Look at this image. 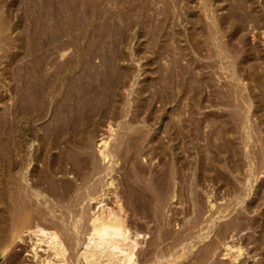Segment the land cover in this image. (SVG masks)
Wrapping results in <instances>:
<instances>
[{"label":"bare ground","instance_id":"1","mask_svg":"<svg viewBox=\"0 0 264 264\" xmlns=\"http://www.w3.org/2000/svg\"><path fill=\"white\" fill-rule=\"evenodd\" d=\"M188 1L189 0H182V3H183L182 7H184V12H182V15L187 13L186 11H189L186 9L188 7L187 5ZM215 1H219L221 2V4H218L217 2L216 5H213V8H210L211 2L208 1L207 4L204 2L200 3L204 11L203 16H201L200 14L197 15L195 13H192V14L190 13L188 15H194L193 16L194 18L190 19L191 21H187V19H185L184 17L183 19H180L181 22L183 20H186V23L190 22L189 27L191 28V31H188V29L190 28L185 26V29L183 30V33L181 34V36L184 37L182 41L185 42V47L182 46V49L180 48L179 50L180 53L178 52L180 54V57L185 59L186 62L185 63L179 62V64H182V65H178V69L174 70L175 73L172 72L173 68L171 69L168 67L169 68L168 71L170 74L169 75L170 80H174V81L176 80L175 84H177L176 87L174 85V87L177 88L176 93L174 92V95H171L172 98L170 97L168 98V99L174 100L177 104V107L175 110L176 112L175 116L177 115L176 116L177 119L175 118L176 119L175 121L168 120L166 123H164V129L162 130L160 129L162 132V135L157 134L155 137L149 136L150 142L152 144L151 146L149 145L150 147L148 145H145V146H148V149L150 151L152 150L151 153L153 151L154 152L156 151L159 155H161V157H163L164 159V161L162 162L164 163L170 162L169 166H171L170 169L169 167L167 168L169 169L167 171L170 172V174L168 173L167 176L169 175L171 176L170 177L171 180L169 182H166L167 180L165 181V179L162 181L160 180L157 181L158 175H156V173L154 172L152 173V171L149 173H146V176L148 175L147 178H150V180H152L154 191H156L155 192L156 195L155 197H153V199H156V196H157V201L159 200L163 202L164 199L166 200V198L167 199L169 198L168 200L170 199L172 200L173 198L177 196H180V198L184 196V199L185 201L188 202L189 204L188 206L191 210L189 212H192L194 214L192 219L190 218L191 220L188 223V225H186L187 220H185L184 229L186 231L188 230L187 233L186 231L183 230L186 234H182V235L178 234L172 237L173 239L171 242H173V245L170 247V249H166V251H164L162 247L164 245L161 246V243L164 242L163 238L164 236H166L165 233L164 235H162V233L164 232L163 230H166V229H162L160 225V222L163 221L161 220L162 218L161 215H164V214H161L162 209H163V206L161 205L162 202L158 201L160 204H158L157 202V204H155L154 207L150 206L149 201H152V200L149 199L150 193H148V191H151V190H147V186L145 185L138 184L139 183L138 181L133 182V179L135 178L133 177V170L136 166L135 161L133 162L131 161L132 163H131L130 168L128 169L125 168L127 163L130 161L129 160L130 158L134 160L133 158L134 156L132 157V155H130V157H128L129 155L127 156V154L129 153H127L126 155L125 154L123 155V152H127V151L129 152L130 150L125 151L126 149L124 148L125 149L124 150L121 147H126V146L128 147L129 144L124 146V144H127L124 141L133 143V140L138 137L136 136V133L138 134V132L140 133V131L136 132L137 131L136 130L135 131L136 133L133 136L132 134L133 130H132V133H130L131 130L130 131L128 130L129 132L127 131V137L125 136V133H123L124 135L122 134V136L126 137V138L123 137L124 139H121L122 136L118 135L117 133V136L120 137L121 139L119 140V138H115V134H116L115 128L110 124V121L107 119V121L109 122L106 124V134L103 132L100 134V138L98 139V149H97V153H98L97 159H99L100 162H102L105 165H101L100 167L99 165H97V162H96L97 166L95 165L96 166L95 167L93 164V166L95 167V176L99 175V177L101 176L103 180L102 181L100 179H99L100 181L95 180L96 183L91 184V180H93V178L90 177L89 179L86 180L88 176L86 173V176H82V178L83 177L85 178L84 181L85 180L86 181L82 183L81 186L76 185L75 189L77 190L78 196H76L74 201L70 203L69 202L65 203V201L72 189L73 183L71 184V179L74 177L73 176L74 173L73 175H71V172L69 169L70 167H68L67 165L69 160L68 161L66 160L65 152L63 151V149L58 148V153L55 155L53 154V156L51 155L52 158L49 159L46 157L47 148H44V155L42 154V152L33 153L32 156L28 158L29 160L28 162H27V158L23 154L24 153L23 151H25L23 150L24 137H26L27 135L26 132L28 130L27 125H25V123L30 122V121H36L33 115H31V119L29 120L28 116H24V114H27L28 112L33 113V114L34 112H36L38 114V112H41L40 116L41 115L44 116L50 113L49 116L51 117L50 124L53 130L52 133L55 137V140L56 139L59 140L62 137V133L64 129L65 128L67 129V127H69V124L67 122L62 121L64 120L63 118L65 119L67 118L68 122L75 121L76 123L78 121V118H77L78 109L79 108L83 109V106H85L86 108L87 104L91 103L92 101L94 102L97 99H100V96L102 95L104 97L105 94H102V87L104 86L106 88L107 87L111 88V90H113V93L116 92V94H118L117 88L119 87L120 88L122 87L123 89L128 88L126 89V91L128 92L127 95H129L133 91L134 85L135 84L138 85L140 84V82H142L141 80L139 83L137 82L138 81L137 75L139 74L135 75L133 77L132 83L130 82L129 84V77H131L132 75L130 74L131 70L130 71L123 70L120 72H117V71L115 72V71L107 70V65H106L105 71L102 72L100 71V69H98V67H93V69H89L87 66L84 67L82 63H80L81 61L79 62L78 59L74 60L72 64L71 60L68 58L69 53L66 51V48H67L66 44L68 43L67 42L68 40L66 39H58L59 40L58 43H55L56 40L53 42L51 41H46L42 43L40 42L41 43L40 46L42 48H44L45 46L47 47L44 50V52H41V53L39 52L40 54H33L34 52L26 53L22 51L21 52L14 51V52H9L8 54L5 53L3 55H0L1 59L2 57H4V60L0 61V64H2V66H0V86L6 92L5 93L6 106H5V111H4L5 117H4L3 127H2V142H3V147H4V154L2 157V167H1V173H0V259L4 256L5 251L7 249L8 242L10 241L8 240V237H5V236L3 237L2 232H3L4 227L2 224L5 223V221L8 218L15 219V218H20V217L27 215V217H30V219L32 220L29 221L27 225L21 229V233L28 234L29 239L31 241L29 249H31L34 257L38 254V249L41 248L42 245H44L43 250L49 252L48 253L49 256L47 255V257L45 259L43 258V260L40 257L42 260L40 261L46 262L47 264H66L67 262H70V264H167L169 262L172 263V261H176V259H178L179 257H182V260H185L184 262L186 264H189V262L191 263L192 260L199 264L200 262L204 263L206 260L208 261L210 260L208 264H245V261H246L244 260L245 254L248 256L247 253L249 252V251L246 252V250L248 249L246 248V246L249 247L248 246L249 243L252 244L251 247L253 250L251 251H256V253L253 252V254L259 255V258L256 261V263L252 261L253 264H264V134L259 135V132H260L259 130H258L259 132H257V129L259 127L260 129L262 128L260 124L262 123L261 121L259 125L257 124L259 126L258 127L256 125L257 121L254 120L255 123H252L251 120H249V117H250L249 113L251 112L252 104L250 100H248L250 96L249 97L246 96L248 92L246 93V95H244L243 94L244 92L242 93L243 88L241 86H237V85H240L241 82H243L242 75L244 73L245 75L246 74L248 75V76L246 75L248 79V77H250L249 72H252L253 70H255V67L259 66V64L260 65L263 64V62L260 63V61H257L258 65L256 66V60H255V59L259 60L260 58L261 60L263 59L262 55L264 57V54L261 55L260 53L262 50H260L259 52L258 48L255 45L250 46L251 44L249 43L250 47L247 46L248 48L246 49H244L245 48L244 47L242 48L244 49V51L242 50L240 52L238 50L239 48H237V43H240L241 46H244L246 44L247 39H245V36L242 33V30H244L245 26L250 24V22H256L254 24H261V26L264 24V9H260V10L257 9L256 8L257 6H255L254 4L255 3L254 0H215ZM261 2H263V7H264V0H262ZM192 3H194L193 0H192ZM217 6L222 7L224 11L222 12L218 11L219 13H215L214 12L216 10L215 7ZM197 8L198 7L196 6V9ZM63 12L59 10L57 14H54V9L52 10V14H54V17H56L55 19L56 21L59 22L66 18V14H65L66 11L64 13ZM136 12L134 11V13ZM15 15H17V13ZM170 24L172 25L171 22ZM66 25L63 24V26H66ZM254 27L255 26L251 24L252 30ZM72 28H73V25H72ZM170 28L172 29L171 26ZM257 29L259 30V28ZM8 32H9V29H8ZM253 32H256V31H253ZM262 32L264 34V27H263ZM257 33H260V32H257ZM65 34H68V33L65 32ZM247 34L248 33L246 32V35ZM88 35L91 36L90 33ZM169 36H171V34ZM202 36H205L202 38L204 40L201 39ZM257 38L258 37H256V39ZM102 41L100 43L104 44V42ZM83 42L84 40L82 38V40H79V42L76 43V46H78V48L81 47ZM22 45H23L22 43L17 45L16 46L17 49L22 47ZM94 45L92 46V48L94 47ZM8 47H10V45L7 46V49ZM4 48L6 49L5 46ZM92 48L90 49L92 50ZM97 49L99 50L100 48H97ZM188 49H189V52H186ZM56 50L59 51V54L56 57L57 61L59 60L58 62L55 61V58H52L53 56L49 57V55H47L46 53L48 52L49 54H51ZM86 50L87 49H85V51ZM202 50L205 51V53L203 52L202 54L201 52ZM164 52L166 53L167 51H164ZM164 52L162 51L161 54H163ZM263 52H264V49H263ZM174 54H175V51H174ZM194 54L197 55V57L194 56ZM70 55H73V54H70ZM198 55H204L202 56V58L203 60L205 59L207 61L200 60L198 58ZM96 56L100 57V54L96 53ZM130 56H132L131 58H133L135 56V53H131ZM84 57H85V54H84ZM217 57L219 59L218 64L220 65L217 66L215 69V67L212 66L214 64L213 63L214 61L212 62L211 60L209 61L208 59H211V58L216 59ZM141 58L142 56L136 55V58L134 57L133 60L137 63ZM143 58L150 59L151 57L143 56ZM162 58L164 57L162 56ZM165 58L168 59L166 56ZM228 58H230V60H228ZM101 59H102V56H101ZM114 59L117 60L118 57L115 56ZM106 60L107 59L104 60L105 61L104 63H106ZM87 61H84L83 63L87 62L88 64H91V65L95 63V62L93 63L94 60L92 61V63H90L89 59ZM200 61H202V63H200ZM54 62H56V64L59 66V70L55 72L54 71L47 72L46 70L50 66H52ZM112 62L113 61H111V63ZM152 62H154V60ZM172 62H173V59H172ZM215 62L217 63V61ZM242 62H244V65L246 67L244 65L239 66V64H241ZM137 66H138L137 67L138 69H141V65L139 63L137 64ZM174 66H176L175 63H174ZM205 66L206 68L213 67L215 69L213 73L215 72L217 73L218 72L217 68L220 67V72L218 73H221V74L216 75V76H219L218 78L216 76L215 77L216 79L220 78L223 81H220L219 79L220 84H218V82L212 84L211 80L214 81L212 79V75H207L206 69H205L206 72L203 71ZM159 67L161 68V66ZM213 68L211 69V71L214 70ZM167 69L165 68V70ZM144 71L145 70H143V74H144ZM156 71L158 72V70ZM101 74L104 75L105 80L99 77L97 79V76H100ZM165 74L166 73H164V75ZM164 75H161V76H164ZM174 76L177 78H175ZM251 76H252V80L250 79V81H253L255 84L259 81H263L262 78L260 79V77H263L264 75L259 77L255 73L254 74L252 73ZM215 77L213 78L215 79ZM216 79L214 82H216ZM160 81H161V78H160ZM162 81H164V79ZM157 83H160V82H157ZM161 84H158V85H161ZM164 84L167 85V83L165 82ZM164 84H162V86L160 87H163ZM258 84H261V83H258ZM253 86L256 87L257 85L255 84ZM148 88H149V85H148ZM138 89H139V92H138L139 95L143 94V92L145 91L143 86ZM150 89H153V88L150 87ZM44 90L45 91L48 90L49 92L47 94L48 95V105H47L48 107L46 111L44 110V107L42 106L41 101H40L41 99L45 98ZM111 90H109V92H111ZM166 90L167 89L163 90L162 93H164V91L166 93L168 91ZM135 92H136V88H135ZM157 92L159 93V90ZM158 93L152 92V95L150 93V97L148 99L151 98L150 100H153L156 94ZM162 93L161 95L156 96L157 101H159L160 103L159 105L160 107H158L157 109V112L159 113L157 116H161L163 114V107L166 104L165 96ZM256 94L258 95V96L255 95L258 97L257 103L259 102V105L260 103L261 105H264V98L261 97V95L264 96V93H261V95L259 93H256ZM254 97H253V100H254ZM129 98L131 99V97ZM136 98L137 97L135 98L133 97V100ZM142 98L143 99L141 100L142 103H140V107L139 108L137 107L138 109H136L137 112H140L141 114L144 113V115L142 116V118L144 119L141 122L143 124L141 123L137 124L135 127L139 130L140 128L150 126V124L148 125L149 123L148 119L151 116L150 113H152L151 110H149L152 104L151 105L147 104V102L149 103V101L145 102L147 99V95ZM0 99H3V98H0ZM89 99L91 102L88 103ZM102 101L103 100H101V103ZM122 103L124 104V102ZM129 104H128L129 106L125 108L124 110V115H123L124 117L128 116L129 112L131 111L130 110L131 103ZM112 105H114V103ZM124 105H122L123 108L126 107V105L125 106ZM253 105H255V102L253 103ZM212 106H217V109L216 108L215 110L210 109L209 107H212ZM223 106L225 108L226 107H229V108L224 109L222 108ZM110 107H111V103H110ZM203 108L204 109L209 108V109L203 112L202 111L204 110ZM261 108H264V107L261 106ZM26 109L30 111L25 112ZM263 111L264 110L262 109L260 112L262 113ZM105 112L107 114V111ZM110 112L111 114L116 113L114 112L112 108H110ZM202 112H203V116L200 115V113ZM253 112L254 111H252V114ZM95 114L96 112H93V110L90 107L88 112L86 113V118L93 116ZM132 115L134 117L137 116L136 113ZM132 115H131V118L133 117ZM172 119H173V116H172ZM251 119L253 121V118ZM89 120H91V118ZM128 121H132V120L128 119ZM155 121L156 119H154V122L152 124H155ZM163 121L164 120H162L161 123H163ZM123 122L124 121H122V123ZM127 128L130 129L131 125L127 126ZM36 132H38V128H36ZM147 132H150V129ZM142 137L140 135L138 139ZM145 139L146 138H144L143 141H145ZM35 142L36 141L31 138L30 143H29V147H30L29 149H31V146ZM122 142H124V144ZM134 143L137 147L140 144L137 142L138 143L137 145L136 141H134ZM122 144L123 146H121ZM144 144L142 145L140 144V145L143 146ZM53 146L56 147V145L54 144ZM133 147H134V144L132 148ZM239 147L241 148L239 149ZM38 148L39 147L37 146L36 149ZM119 148L121 151L119 150ZM138 149L140 151V146L138 147ZM238 149L241 150V152ZM150 151L148 152L150 153ZM90 152L91 151H89V153ZM144 152H146V150ZM240 153L242 154V156L241 155L240 156L243 157V162H240V163H243L245 168H243V166L239 164V160H240L239 154ZM123 157L125 158L127 157L128 159H125V158L123 159ZM94 158L96 160V156ZM138 158L139 157L137 155L135 159H138ZM44 159L46 160L45 161L46 164L44 163V167L42 169L41 168L38 169L37 165L39 164L36 165L34 161L35 162L39 160L44 161ZM89 159L90 158H88V160ZM142 159L143 157H140L139 161L141 160L143 162ZM89 162L90 164H92L90 160ZM153 162L155 161H152L151 163ZM102 163H99V164H102ZM144 163H146L145 160H144ZM151 163H150V166H151ZM142 165L144 166V164ZM29 167L30 169H28ZM73 168L76 169L75 165ZM124 168L125 170H123ZM162 168H163V165H162ZM119 170H123V171L119 172ZM114 171L115 172L118 171L119 173H121V178L119 180L122 182L123 185H124V182H126L128 186H131L135 190V192L132 193L131 198L130 196L127 197L128 199H130L129 201L131 203L130 206H132V214L128 212L129 209H128V206H126L127 203H125L127 201L125 200L126 194L123 195V192H122L123 189L118 188V184H116L115 182L118 180V177H115L116 173H114L115 176L112 174V172ZM138 171L145 173V171L142 170L141 167L138 169ZM32 172H35V173L32 174ZM95 176H94V179H95ZM70 177L72 178L69 179ZM137 178H138V175H137ZM202 180H204V182L205 180L208 182L212 181L213 183L211 184L213 185L212 189H210L211 190L210 192L207 191L210 193V195H208L209 193L207 195L210 196L211 199L213 197L215 201L217 198H219L218 196L221 193L222 188H223V191L227 193V195L232 194V198H230L231 196L229 197L230 200L232 199L231 202L225 203V204H219V203L217 204L216 202L218 201L214 203L212 200L210 202H207V200L203 198L204 196L201 194L203 196L202 198L206 200L205 203H209V206L208 204H206V206L210 208V209L208 208L210 210V214H209V211H207L209 216L207 218L204 217L205 215L203 216L205 219H203L202 216L200 217L199 215L202 213V212L199 213L200 202L198 203V197L200 195V194L198 195V193H200L201 191L196 193V187H198V185L200 184ZM44 182H48V184L46 183V185H44ZM73 182H74V179H73ZM256 182L257 184H255ZM137 184L138 186L140 185L141 190L138 188ZM177 185L180 187V188L178 187L180 189L179 193H177V188H176ZM204 185H206V183L203 184L202 186ZM207 189L209 188H206L205 190ZM108 195H111L110 200L113 205L108 206L105 204V201L108 198L107 197ZM207 195H205V197L209 198ZM220 195L223 196L222 194ZM226 198H228V196ZM176 200H179V198ZM179 201L177 203H179ZM39 204L43 205L42 207L43 209L39 211L41 213L39 214L37 213L38 214L37 216L34 215V212H33L34 208L30 210V212H27V214L24 215L25 213L24 205L27 207L28 206L31 207V206H38ZM89 204H91V206H88ZM196 204L199 205L197 206L199 209L195 207ZM201 204H204V203H201ZM188 206L185 205V207H188ZM168 207H169V204H168ZM189 208H186V209H189ZM170 209H171V213L172 211L175 212L176 210V209L173 210L171 207H169V210ZM177 210H182V209H177ZM201 210L203 211V206ZM164 212H165V208L163 210V213ZM179 212L181 213V211ZM182 212H185V211H182ZM180 213H178V215ZM169 216H173V215H169ZM36 217L37 218L39 217L38 219H41V220L35 221ZM163 217H165V215ZM168 217H165V218L168 220ZM169 219L171 218L169 217ZM172 219L174 218L172 217ZM141 220L145 222L144 224H146V226H148V224L150 225V221H154L151 224L155 223L154 228H156V231H157L156 234L159 240L158 241L156 240L155 242L154 240L155 238L153 239L154 243L156 244V245L154 244L153 248H150V247H149L150 249L148 247L146 248V245H145V248L142 247L141 243L143 241H141L140 239L141 238L145 239L147 237V233L144 232L141 228L143 226L141 225ZM42 221L43 222L47 221L48 223L44 224ZM203 221H205V223L201 225ZM163 223L164 225H167L165 224L164 221ZM170 224L173 225V222L168 224L167 229ZM184 226H181V227H184ZM195 228L197 229L194 230ZM161 229L163 232L159 234V231ZM172 229L174 230L175 228H172ZM9 230H10V227H9ZM61 231H65V233L69 235V240H65L64 239L65 237L64 238L62 237L63 233ZM170 233H172V230L171 232H168L169 237H171ZM17 238L21 239L22 241V237L19 234L17 235ZM11 239H13V237H11ZM147 240L150 241V239L148 238L146 239V241ZM151 240H152V237H151ZM150 243H149V246H152ZM166 243H168V241H166ZM169 243H170V240H169ZM201 243H202L201 247L199 246L196 250H193L194 248H196L197 244L201 245ZM69 246L73 248V253H72V256L70 257L67 254ZM179 246L181 247L180 252L176 253V255H173V253L177 250ZM14 247L16 246L14 245ZM251 254L252 253L249 252V256ZM15 255L16 254L13 255V253H9V255L8 254L5 255L4 260H6L8 263L10 262V264H13L14 262H11V261L13 260L12 258ZM171 255L173 256L171 257ZM258 255L256 257H258ZM180 260H177V261H180ZM180 263L181 262H179V264Z\"/></svg>","mask_w":264,"mask_h":264},{"label":"rangeland","instance_id":"2","mask_svg":"<svg viewBox=\"0 0 264 264\" xmlns=\"http://www.w3.org/2000/svg\"><path fill=\"white\" fill-rule=\"evenodd\" d=\"M52 1H53V3H52ZM52 1L51 0H30V1L29 0H27V1H25V0H20V1L19 0H0V55H3L5 53L8 54L9 52H14V51H19V52L22 51V52H26V53L34 52L33 54H40L41 52H44V50L47 48L46 46L44 48H42L40 46V44L42 42H46V41L53 42V41L56 40L55 43H58L59 42L58 39H66V40H68L67 41L68 43L66 44V47H67L66 48V51L69 53L68 55L70 57L68 56V58L71 60L72 64H73L74 60H77L78 59L79 62L81 61L80 63H82V65L84 67L87 66L89 69H93V67H98V69H100V71H102V72L105 71L106 65H107V70H111V71H115V72L116 71L117 72H120V71H123V70H129V71L131 70L132 73L130 72V74H132V75H131V77H129V84H130V82L132 83L133 77L135 75H137V74L140 75V76L137 75V78H138V81L137 82L139 83L140 80L142 82H140V84H138V85L135 84L137 87L134 85L133 91L129 95H127L128 92L126 91V89H128V88H124L125 89L124 90L122 87L121 88L119 87V88H117V90H118L117 93L118 94H116V92L113 93V90H111V88H109V87L106 88L105 86L102 87V94H105L104 97L101 94L102 96H100V99L95 100L94 101L95 103L93 101L91 102L90 99H89L88 103L89 102H91V103L87 104V107L86 108H85V106H83V109L81 108L82 110L79 108L78 109V112H77L78 113V116H77L78 121L76 123H75V121L68 122V119L67 118L66 119L63 118L65 121L64 120H62V121L63 122H67L69 124V127H67V129L66 128L64 129V131L62 133V137L59 140H57V139L55 140V137H54V135L52 133L53 130H52V127H51V124H50V120H51V117L49 116L50 113H48L47 115H44V116L43 115L40 116V113L41 112H38V114L36 112H34V114L33 113H30V112H28L27 114H24V116H28V119L29 120L31 119V115H33V117H34V119H36V121H30V122H26L25 123V125H27V129L28 130L26 132V134H27L26 137H24V147H23V150H25V151H23L24 153L23 152L22 153L27 158V162H28L29 161L28 158L31 157L33 153H40V152H42V154L44 155V148H47L46 157L49 158V159L52 158L53 154L55 155V154L58 153V148L63 149V151L65 152L66 160L67 161L69 160L68 163H67V165H68V167H70L69 169H70L71 175H73V173H74V175H73L74 177L73 178L72 177L69 178V179L72 178L71 179V184L72 183L73 184H72V189H71V191L69 193L70 196L68 195V197H67L68 199L66 198V201H65V203H68V202L70 203V202H73L74 201V199H75L76 196H78L77 195V190L75 189L76 185L81 186L82 183H84L90 177L93 178V180H91V184L96 183V181H100V180L102 181L103 180L101 176L100 177H99V175L95 176V167L97 165H99L100 167H101V165H105L102 162H100L99 159H97L98 158L97 149H98V139L100 138V134L102 132L106 134V124L110 121V124L115 128V131H116L115 138H119V140L124 139L123 137H125V136L127 137V131L128 130L129 131L131 130L130 133H132V130H133V133H132L133 136H134V134L136 132L140 131V133L139 132H138V134L136 133V136H138V137H140V135H141V137L143 136L144 138H146L145 141H143V139H144L143 137L140 138V139H138V137H137L136 139L133 140V143H130L128 141H124L125 143H127V144H124V142H122L124 144V146L129 144L128 147L126 146L128 149L126 147H121V148H123V149L125 148L126 149V150L124 149L125 151L130 150L129 152L128 151L127 152H123L124 151L123 150L122 151L123 152V155L124 154L126 155L127 153H129V154H127V156L129 155L128 157H130V155H132V157L134 156L133 157L134 160L130 158L129 159L130 161L128 162L130 165L127 163V165H129V166L126 165L125 168H127V169L130 168L131 167V163L133 161L136 162V166H135V168L133 170V177H135L133 179V182L138 181L139 182L138 184L145 185V186H147V190H151V191H148V193H150V196H149L150 198L149 199L152 200V201H149V202H150V206H153L154 207V205L157 204V202L159 200L157 201V196H156V199H153V197H155V195H156V193H155L156 191H154V188H153V185H152V180H150V178H147L148 175L146 176V173H149V172L152 171V173L154 172V173H156V175H158V177H157L158 180L157 181H159V180L162 181V180L165 179V181L167 180L166 182H169L171 180V178H170L171 176L170 175L167 176L168 173L170 174V172L167 171V170H169L171 168V166H169L170 165V162H167V163L162 162V161H164L163 157H161V155H159L156 151L155 152L153 151L151 153L152 150L150 151L148 149V146L149 145L151 146V144H152L150 142V139H149L150 137L149 136L155 137L157 134L162 135L161 130L164 129V123H166L168 120L175 121L177 119V117H176L177 115L175 116V113H176L175 110H176L177 104H176V102L174 100L168 99L169 97L172 98L171 95H174V92L176 93L177 88H175V87H176L177 84H175L176 83V80L175 81L174 80H170V78H169V75L170 74H169V71L168 70H169V68H171V69L173 68L172 69V72L175 73L174 70L178 69V65H182V64H179V62H181V63H183V62L185 63L186 62L185 59H183V58L180 57L179 50H180V48L182 49V46L185 47V42L182 41L184 37L181 36V34L183 33V30L185 29V26L188 27V28H190L189 27L190 22H187L186 23V20H183L181 22L180 19H183V17H184L185 19H187V21H191L190 19H193L194 18L193 17L194 15H188L190 13L191 14L192 13H195L197 15L200 14L201 16H203V14H204L203 12L204 11H203L202 5L200 4L201 2H204L206 4H207L208 1L211 2L210 3L211 4L210 8H213V5H216L217 2H218V4H221V2L215 1V0H207V1L206 0H193L194 3H192V0H189L187 2L188 7L187 8L185 7L189 11H186L187 13H185V14L182 15V12H184V7H182V5H183L182 0H52ZM261 1L262 0H254L255 6H257L256 8L259 9V10L260 9H264L263 2H261ZM214 2H216V3H214ZM51 4H53V5H51ZM194 6H195V8H194ZM196 6L198 7L197 9H196ZM148 7H149V9H148ZM215 8H216V10L214 11L215 13H219V12L224 11L222 7L217 6ZM53 9H54V14H57L59 12V10H61L62 12L63 11L64 12L66 11V13H65L66 14V18L63 19V20H61V21H59V22L56 21L55 20L56 17H54V14H52V10ZM180 9H182V10H180ZM134 11L135 12L137 11V12L134 13ZM16 13H17V15H15ZM173 17H175L176 19L173 18ZM6 19H8V20H6ZM7 21H8L9 24L7 23ZM170 22L172 23V25L170 24ZM254 23H256V22H250V24L246 25L247 27L244 25L245 28H244V30H242V33L244 34L245 39H247L246 44H245L246 46L245 45L244 46H241L240 43H237V48H239L238 50L241 52L242 50L244 51V49H246V48H248L250 46L255 45L258 48L259 52H260V50H262L260 52L261 55H262V54H264V52H263V49H264V38H263L264 36L263 35L264 34L262 32L263 27H264V24L262 25L263 26L262 27L261 24H254ZM6 24H7V26H6ZM63 24H65V25L67 24V25L66 26H63ZM251 24L255 26L253 28V30L251 29ZM72 25H73V28H72ZM27 26H29V27H27ZM170 26L172 27V29L170 28ZM36 27H37V29H36ZM257 28H259V30ZM8 29H9V32H8ZM97 29H98V31H97ZM167 29H169V30H167ZM112 30H114V31H112ZM88 31H89V33H90L91 36L88 35L89 34ZM104 31H106V32H104ZM167 31H168V33H167ZM188 31H191V28L188 29ZM253 31H256V32H253ZM65 32L68 33V34H65ZM100 32H102V33H100ZM185 32H186V30H185ZM246 32L248 33L247 35H246ZM257 32H260V33H257ZM93 33H95V34H93ZM11 34H12V36H11ZM99 34H101V35H99ZM170 34H171V36H169ZM9 36H10V38H9ZM203 37H205V36H202L201 39ZM256 37H258V38L256 39ZM11 38H13V39H11ZM82 38H83L84 42H83L82 46L78 48V46H76V43L79 42V40H82ZM93 38H94V40H93ZM99 38H100V40H99ZM252 39H254V40H252ZM154 40H155V42H154ZM202 40H204V39H202ZM101 41L104 42L105 45L102 44V43H100ZM255 41H256V43H255ZM8 42H10V43H8ZM20 43H22L23 45H22V47H20V48L17 49L16 46L19 45ZM260 43L263 45V47H262V45ZM8 44L10 45V47H8V49H7V46H9ZM92 44L93 45L95 44L93 48H92V46H93ZM169 44H171V45H169ZM256 44H258V45H256ZM88 45L90 46V48H92V50L89 48ZM4 46L6 47V49L4 48ZM72 46H74V47H72ZM149 46H151V47H149ZM84 48L88 50V51L86 50L87 53H86V51H85ZM97 48H100V49L98 50ZM164 48H166V49H164ZM242 48H244V49H242ZM101 49H103V50H101ZM95 50H96V52H95ZM104 50H105V52H104ZM69 51H71V52H69ZM162 51L163 52L164 51H167V52L166 53L164 52L163 54H161ZM174 51H175V54H174ZM186 52H189V49ZM201 52H202V54H203V52L205 53V51H203V50ZM46 53H47V55H49V57H52L53 56L52 58H55V61L56 62L59 61V60L57 61V59H56V57L59 54V51L58 50L54 51L51 54H49L48 52H46ZM96 53L97 54L99 53L100 54V57L96 56ZM131 53H135V56H134L135 58H136V55L137 56L138 55L139 56H142V58L136 63L133 60L134 57L131 58L132 57V56H130ZM148 53H150V54H148ZM70 54H73V55H70ZM84 54H85V57H84ZM169 55H170V57H169ZM95 56H96L97 59L95 58ZM101 56H102V59H101ZM115 56L118 57L117 60L114 59ZM143 56H149L151 58L150 59H146V58H143ZM162 56L164 58H162ZM165 56L167 58L168 57L169 58L166 59ZM194 56L197 57V55H195V54H194ZM202 56H204V55H198V58L200 60H203ZM83 57H84V59H83ZM99 58H100V60H99ZM104 58L107 59L106 60V63H104L105 62L104 61L105 60ZM112 58H113V60H112ZM155 58H157V59H155ZM262 58H263L262 60H261V58L259 60L258 59H255L256 60V66L258 65L257 64V61H260V63L263 62V64H261V65L259 64V66L255 67V70H253L254 72L253 71L252 72H249L250 73L249 74L250 77H248V79H247V76L248 75L246 74L247 75L246 76L245 73H244L242 75L243 82H241V84H243V85H241L240 83H239L240 85H237V86H241L243 88L242 93L244 92L243 93L244 95H246V93L248 92L246 96L247 97H249V96L251 97V98L249 97V99H248V100H250V102L252 104L251 105V112L249 113V116L250 117L252 116L251 118H253V121H252V119L250 117H249V120H251L252 123H255L254 120L257 121L256 122V125L257 124L259 125L260 121L262 122V123H260L261 124V127H262L261 129L257 125L259 127L257 129V132L260 131L259 132V135L264 134V131H263L264 130V123H263L264 122V111L262 113L260 112L262 109L264 110V108H261V106L264 107V105H261V103H260V105H261L260 106L259 105V102L257 103V99H258L257 96L258 95L256 94V93H259L261 95V93H264V76L263 77H260V76L264 75V57H263V55H262ZM88 59L90 60V63H92L93 60H94L93 63L94 62L95 63L93 65L88 64L87 63L88 62L87 61ZM172 59H173V62H172ZM216 59H213V58L208 59L209 61L210 60L212 62L214 61L213 62L214 64L212 66L215 67V69H216L217 66L220 65V64H218V60H219L218 57ZM2 60H4V57H2V59L0 58V61H2ZM153 60H154V62H152ZM228 60H230V58H228ZM84 61H87V62L83 63ZM111 61H113V62L111 63ZM155 61H157V62H155ZM203 61H207V60L204 59ZM215 61H217V63ZM237 61H239V60H237ZM56 62H54V64L52 66H50L46 71L47 72H52V71L55 72V71H58L59 70V66L56 64ZM168 62H169V64H168ZM138 63L141 65V69H138L137 68L138 67L137 66ZM170 63H172L173 65L170 64ZM174 63L176 64V66H174ZM200 63H202V61H200ZM112 65H114V66H112ZM171 65H172V67H171ZM241 65H244V62H242L241 64H239V66H241ZM0 66H2V64H0ZM159 66H161V68ZM164 67L166 69L168 67L169 68L167 70H165ZM213 67H211V68L207 67L206 68V66H205V68H204L203 71L206 72V70H207V73L206 74L207 75H212V79L215 81L216 77L217 78L219 77V76H216V75L217 74L220 75L221 73H218V72H220V67L217 68V71L218 72L217 73L215 72L216 74L213 73L215 71V69ZM212 68L214 69L213 71H211ZM142 69L145 70L144 71V74H143V70ZM163 69L165 71H167V72H165ZM208 69H210V70H208ZM156 70H158V72ZM257 70H258V72H257ZM221 71H222V69H221ZM164 73H166V74L164 75ZM252 73L253 74L255 73L257 76L260 77V79L262 78V80H263V81H259V82L255 83L257 85L256 87L253 86V85H255L254 82L253 81H250V79L252 80V76H251ZM261 73H263V74H261ZM161 75H164V76H161ZM165 76L168 77V78H166ZM98 77L104 79V75H102V74L100 76H97V79H98ZM155 77H156V79H155ZM213 77H215V79ZM160 78H161V81L163 79H164V81L161 82L160 81ZM175 78H177V77H175ZM244 78H246L247 80L244 79ZM219 79H216V82H214V81L211 80V83L214 84V83H217L218 82V84H220V81H223V80L220 79V81H219ZM157 82H160V83H157ZM164 82L167 83L168 86L166 84H164ZM147 83L149 85V88H148ZM161 83L164 84L163 87H160V86H162ZM258 83H261V84H258ZM150 84H152L154 87L152 85H150ZM158 84H161V85H158ZM174 85H175V87H174ZM259 85H260V87H259ZM142 86L144 87L145 91L143 92V94L139 95L138 94V92H139V89L138 88H140ZM243 86H245L247 89L245 87H243ZM150 87L153 88V89L155 88L156 90L155 89L154 90L153 89H150ZM164 87H166V88H164ZM135 88H136V92H135ZM257 88H259V89L261 88V89L259 90ZM103 89H104V91H103ZM106 89H107V91H106ZM165 89H167L168 91L166 90L167 91L166 93H165V91H164V93H162V91L165 90ZM224 89H225V87H224ZM48 90H46V91L44 90L45 98H43V99L40 98L41 100L39 99L41 101V104L44 107V110L45 111H46V109L48 107L47 106L48 105V95L47 94L49 93ZM109 90H111V92H109ZM121 90H123V91H121ZM151 90H152V92H156V93H158L157 91L159 90V93L156 94V96L157 95H161V93L164 94V96H165L166 104L163 107V114L161 116H157L159 114L157 112V109H158V107H160L159 106L160 103H159V101H157V97L155 96V98L153 100H150L151 98L148 99L150 97V93L152 95ZM256 90H258V91H256ZM5 93L6 92L0 86V95H1L0 98H3V99H0V173H1V167H2V157H3V154H4V147H3V142H2V127H3L4 117H5L4 111H5V106H6ZM146 95H147V99H146L145 102L149 101V103L147 102V104H150V105L152 104L150 106V108H149V110H151V112H152V113H150L151 116L149 114L150 117L148 119L149 120L148 125L150 124V126H146V127L140 128V130H139V129L135 128V127H136L137 124H140L142 122V120L144 119V118H142V116L144 115V113L142 112L143 114H141L140 112H137L136 109H138L140 107V103H142L141 100L143 99L142 97H145ZM166 95H168V96H166ZM255 95H257V96H255ZM252 96L253 97L255 96L254 97V100H253V97ZM129 97H131V99ZM133 97L134 98L137 97V98L133 100ZM261 97L264 98L263 95H261ZM101 100H103L102 101L103 105L101 103ZM128 100H129V102H128ZM97 101H98V103H97ZM167 101L169 102V104H168ZM122 102H124V104L126 105V107H124V108L122 107V105H124ZM252 102L253 103L255 102V105H253ZM110 103H111V107H110ZM113 103H114V105H112ZM129 103H131V107H130V110L131 111L129 112V115L128 116H125L126 117L125 118L123 116L124 115V110H125V108H127L130 105ZM98 104H100V105H98ZM138 104H139V106H138ZM252 106L254 107V109H253ZM90 107L93 110V112H96V114L93 115V116H90V117L86 118V113L88 112V110H89ZM110 108H112L114 110V112H116V113L111 114ZM209 108L212 109V110L213 109L215 110V108L217 109V106H212V107H209ZM209 108H205V109L203 108L204 110H202V111L204 112L205 110H208ZM222 108L228 109L229 107H226L225 108L223 106ZM133 110H134V112H133ZM27 111H30V110H27L26 109L25 112H27ZM105 111H107V114H106ZM252 111H254L253 114H252ZM256 111H257V113H256ZM203 112L200 113L201 116H203ZM131 113L132 114L136 113L137 116H135V117H137V118H135ZM131 115L133 116L132 118H131ZM104 116H106V117H104ZM121 116H122V118H121ZM167 116H168V118H167ZM172 116H173V119L174 120L172 119ZM90 118H91V120H89ZM107 119L109 121H107ZM125 119H127V120H125ZM128 119L129 120H132V121L134 120L135 122L133 121L134 122L133 123L132 121H128ZM154 119H156L155 124H152L154 122ZM162 120H164L163 123H161ZM122 121H124V122L122 123ZM125 121H127V122H125ZM44 123H45V125H44ZM124 123H126V124H124ZM121 124H122V126H121ZM141 124H143V123H141ZM123 125H125V126L126 125L127 126L131 125V128L129 129V128H127V126L125 127ZM160 126L163 127V128H161ZM48 127H49V129H48ZM121 127H123V128H121ZM36 128H38V132H36ZM149 129H150V132H147V131H149ZM117 133L120 136H122V134L125 133V136H122L121 139H120V137L117 136ZM142 134H144V135H142ZM31 138L34 139L36 142L31 146V149H29L30 148L29 147V143H30ZM134 141H136V143L137 142L140 143L141 145L145 143L143 145L144 147L139 144V146H140V151H139V149H138L139 146L137 147L135 145ZM147 141H149V142H147ZM90 142H91V144H90ZM142 142H144V143H142ZM138 143H137V145H138ZM153 143H154V141H153ZM53 144L56 145V147H54ZM57 144H58V146H57ZM123 144L121 146H123ZM133 144H134V147L132 148ZM145 145H148V146H145ZM37 146L39 147L38 149H36ZM240 148L241 147H239V149ZM137 149H138V151H137ZM119 150H120V148H119ZM145 150H146V152H144ZM89 151H91V152L89 153ZM148 151H150V153ZM239 151L241 152V150H239ZM92 153L94 154V156H93ZM95 153H97V154H95ZM137 155H138L139 158L140 157H143V159H142L143 162L141 160L139 161V158L138 159H135ZM155 155H156V157H155ZM240 155L242 156V154L241 153L239 154V159H240L239 160V164H241V166H243V168H245L244 164L243 163H240V162H243V157H241ZM95 156H96V160L94 158ZM88 158H90L89 160L91 161L92 164H90ZM124 158L125 157H123V159ZM155 158H156V160H155ZM125 159H128V158L126 157ZM144 160H145L146 163H144ZM151 160L152 161H155V162L151 163L152 162ZM45 161L46 160L44 159V161L39 160V161H36V162L34 161V163L36 165L39 164V165H37V168L38 169H40V168L42 169L44 167V163L46 164ZM96 162H97V165H96ZM80 163H81V165H80ZM99 163H102V164H99ZM150 163H151V166H150ZM72 164L75 165V167H76L77 170L75 168H73L74 165H72ZM93 164H94V166L95 165L96 166L94 167ZM142 164H144V166ZM157 164H158V166H157ZM153 165H155V166H153ZM162 165H163V168H162ZM78 166L81 167V168H79ZM140 167L142 168V170L145 171V173H142V172H139L138 171V169ZM168 167H169V169H167ZM125 168L123 170H125ZM28 169H30V167ZM78 170H79V172H78ZM123 170H119V172H122ZM88 171H89V173H88ZM134 171H135V173H134ZM119 172L118 171L117 172L114 171V172H112V174L114 175V173H116L115 174L116 176L115 175L114 176L115 177H118V180L116 179L117 181H115V182H116V184H118V188L123 189L122 190L123 195L126 194V196H125L126 199L125 200H127L128 202L126 201L125 203H127L126 206H128V209H129L128 212L132 214V206H130L131 203L129 201L130 199H128L127 197L130 196V198H131L132 197V193H134L135 190L131 186H128L126 182H124V185L122 184V182L119 180L121 178V173H119ZM33 173H35V172H32V174ZM86 173H87L88 176H87L86 180L84 181L85 178L84 177L82 178V176H86ZM91 175H93V176H91ZM119 175H120V177H119ZM137 175H138V178H137ZM94 176H95V179H94ZM165 177H167V178H165ZM136 178H137V180H136ZM73 179H74V182H73ZM257 182L255 184H257ZM46 183L48 184V182H44V185H46ZM205 183H206V185H204V186L206 188H209L207 190H205L206 188L204 186H202ZM138 184H137V186H138ZM200 184L198 185V187H196V193L201 191L200 193H198V195L199 194L200 195L202 194L204 197L202 195L200 197V195H199L200 198L198 197V203L200 202V204H199L200 206L196 204L195 207L198 208L197 206H199V208H200V209L198 208L199 209V213L200 212H202V213L201 214L198 213V214L200 215V217L202 216L203 219L207 218L209 216V214H210V210H209L210 208L208 207L209 206V203H205L206 200H207V202H210L212 200L214 203L216 201H218V202H216L217 204L218 203L219 204H225V203H230L231 202L232 199L230 200V198H232V194L227 195V193L223 191V188L221 189V193L220 194H222L225 198L219 194V196H218L219 198H217L216 201H215L213 199V197L211 199V197L208 196V195H210L209 192L211 191L210 189H212V186H213V185H211V184H213L212 181H209L208 182V181L205 180V182H204V180H202L200 182ZM140 185L138 186V188L141 190ZM178 187L179 186L177 185V187H176L177 188V193L180 192V189H179L180 187L179 188ZM202 189H204V190H202ZM207 191H209V192H207ZM205 195H207L209 198H206ZM110 196L111 195H108L107 197L109 198V200L107 198L106 201H105V204L108 205V206L113 205L112 202H111V200H110L111 199ZM227 196H228V198H226ZM202 197L205 198L206 200L203 199ZM178 198H179V200L181 202L179 200H176ZM168 199L166 198L167 201L164 199V201H163L164 203L162 201H159V202H162L161 205L163 206V209H162V213L161 214H164L165 217H168L169 215H173V216H169L171 219H169V217H168L169 222H168V220L165 217H163L164 215H161V217H162L161 220H163L165 222V224H167V225H164L163 221L160 222L161 228L162 229H166V230H163L164 231L163 232L162 229H161L159 231V234L161 232H163L162 235H164V233H165V235L167 236V237L164 236V238H163V241L165 243L164 242L161 243V246L164 245V246H162L163 249H164V251H166V249H170V247L173 245V242H171L172 239H173L172 237H174V236H176L178 234L179 235H182V234H186L187 233L188 230L186 231L184 229L185 228V226H184L185 220H187L186 225H188V223L190 222V220L192 219V217L194 215L192 212H189L191 210H190V208L188 206L189 205L188 202L185 201L184 196H182L181 198H180V196H177V197L173 198L172 200L170 199L171 201L168 200ZM182 199H183V201H182ZM203 200H204V202H203ZM178 201H179V203H177ZM107 202H108V204H107ZM159 202H158V204H160ZM201 203H204V204H201ZM91 204H89L88 206H91ZM168 204H169V207H171L173 210H175V209L176 210L177 209H182V210H177L178 212L175 210V212L172 211V213H171V209L169 210ZM206 204H208V206H206ZM185 205L188 206V207H185ZM202 206H203V211L204 212L201 210L202 209ZM205 206H206L207 209L205 208ZM42 207H43V205H41V204H39L38 206H31V207L30 206L27 207V206L24 205V209H25L24 215L27 214V212H30V210H32L34 208V211H33L34 212V215L37 216L39 213H41L39 211H41V209H43ZM164 208H165V212L163 213ZM186 208H189V209H186ZM205 209H206V211H205ZM166 211L167 212L170 211V212L167 213ZM179 211H181V213ZM182 211H185V212H182ZM207 211H209V214H208ZM178 213H180V214L178 215ZM186 213H187V215H186ZM188 213H189V215H188ZM206 213H207V215H206ZM172 217L174 219H172ZM175 217H177V218H175ZM178 217H179V219H178ZM38 218L36 217L35 218V221L41 220V219H38ZM31 220L32 219H30V217H27V215H25L23 217L15 218V219L8 218L5 221V223L2 224L3 227H4L3 232H2L3 233V237L4 236L5 237H8V240H10V241L8 242L7 249L5 251L4 256L0 259V264H10V262L8 263L6 260H4L5 255H7V254L9 255V253H13V255L16 254L15 256H13V258H12L13 260L11 261V262H14L13 264H47L46 262H41L43 260V258L45 259L47 257V255L49 256V254H48L49 252L43 250L44 245H42V247L38 249V254H37L38 256L36 255L34 257L31 249H29L30 248L31 241L29 239L28 234L27 233H21V229L23 227H25L27 225V223L29 221H31ZM9 221H10V223H9ZM170 221L173 222V225L170 224L169 227H171V228L168 227V229H167L168 224L171 223ZM153 222L154 221H150V225L148 224V226H146V224H144L145 222L143 220H141V225H143L141 228H142V230L144 232L147 233V237L145 239H143V238L140 239L141 241H143L141 243L143 248H145V245H146V248L147 247L148 248L149 247L150 248H153L154 247V244H155L154 243V240H155V242H156V240L157 241L159 240L157 238L156 228H154L155 223L154 224H151ZM43 223L44 224H47L48 222L47 221H44ZM174 223H176V224H174ZM204 223H205V221H203L201 225H203ZM180 225L181 226H184V227H181ZM162 226H164V227H162ZM9 227H10V230H9ZM172 228H175V229L173 230ZM196 229L197 228H195L194 230H196ZM154 230H155V232H154ZM171 230H172V233H170V236L171 237H169L168 232H171ZM176 230H177V232H176ZM183 230L186 231V233ZM166 231H167V233H166ZM61 232L64 234V236L62 234V237L63 238L65 237L64 238L65 240H69V235L67 233H65V231H61ZM18 234L22 237V241H21V239L17 238V235ZM150 236L152 237V240H151V237ZM11 237H13V239H11ZM147 238L150 239V241L149 240L146 241ZM169 240H170V243H169ZM151 241H153V242H151ZM166 241H168V243H166ZM149 243L152 246H149ZM147 244H148V246H147ZM249 244H248L249 247L246 246V248H248L246 250V252L249 251L252 254H253V252L256 253V251H251V250H253L252 247H251L252 244H250V245ZM14 245L16 247H14ZM165 245L166 246L169 245V246H167L168 248ZM199 246L201 247L202 246V243H201V245L200 244H197L196 245V248H194L193 250H196ZM180 248L181 247L179 246L177 248V250L173 253V255H176V253L180 252ZM249 252L247 253L248 256H249ZM72 253H73V248L71 246H69L68 247V253H67L69 255V257L72 256ZM45 254H46V256H45ZM173 255H171V257ZM251 255L248 257L245 254V258H244V260H246L245 261V264H246V262H247V264H250L252 261H254V263H256V261L259 258V255L257 254L258 257H256L257 256L256 254H253L255 256H253V255L251 256ZM40 257L42 258V260H41ZM253 257H255V258H253ZM179 258L182 260V257H179ZM179 258L176 259V261H172V263L169 262L167 264H179V262H181L180 264H182V263L183 264H186L184 262L185 260H182L181 261ZM252 258H253V260H252ZM177 260H180V261H177ZM8 261H10V260H8ZM209 261L206 260L204 263L203 262H200V264L201 263L202 264H208ZM192 262L191 263L189 262V264H199V263H196L193 260H192ZM67 263L70 264V262H67ZM251 264H253V262Z\"/></svg>","mask_w":264,"mask_h":264}]
</instances>
